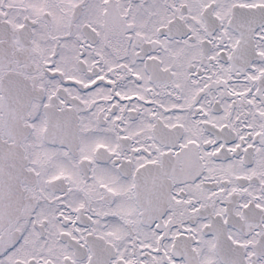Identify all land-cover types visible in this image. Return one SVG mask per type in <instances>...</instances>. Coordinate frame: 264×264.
<instances>
[{
    "label": "snow or ice",
    "instance_id": "1",
    "mask_svg": "<svg viewBox=\"0 0 264 264\" xmlns=\"http://www.w3.org/2000/svg\"><path fill=\"white\" fill-rule=\"evenodd\" d=\"M0 264H264V0H0Z\"/></svg>",
    "mask_w": 264,
    "mask_h": 264
}]
</instances>
